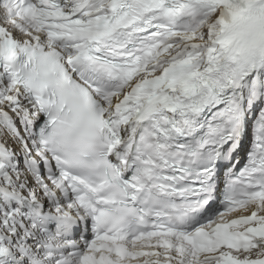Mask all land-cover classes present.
Masks as SVG:
<instances>
[{
	"label": "snow or ice",
	"instance_id": "snow-or-ice-1",
	"mask_svg": "<svg viewBox=\"0 0 264 264\" xmlns=\"http://www.w3.org/2000/svg\"><path fill=\"white\" fill-rule=\"evenodd\" d=\"M0 264H264V0H0Z\"/></svg>",
	"mask_w": 264,
	"mask_h": 264
}]
</instances>
